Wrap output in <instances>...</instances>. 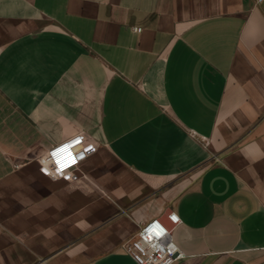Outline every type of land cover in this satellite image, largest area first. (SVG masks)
Masks as SVG:
<instances>
[{"label":"crops","instance_id":"obj_1","mask_svg":"<svg viewBox=\"0 0 264 264\" xmlns=\"http://www.w3.org/2000/svg\"><path fill=\"white\" fill-rule=\"evenodd\" d=\"M168 209L173 264H264V0H0V264H136Z\"/></svg>","mask_w":264,"mask_h":264},{"label":"built area","instance_id":"obj_2","mask_svg":"<svg viewBox=\"0 0 264 264\" xmlns=\"http://www.w3.org/2000/svg\"><path fill=\"white\" fill-rule=\"evenodd\" d=\"M133 30L140 32L141 28L133 27ZM200 141L206 144L204 137H200ZM84 143V134H77L38 154L35 160L40 169L52 178L75 179L78 163L87 154ZM18 166L14 163V167ZM180 222V217L172 209L161 217L142 221L135 235L124 242L123 249L136 264H173L185 256L172 239V232Z\"/></svg>","mask_w":264,"mask_h":264}]
</instances>
